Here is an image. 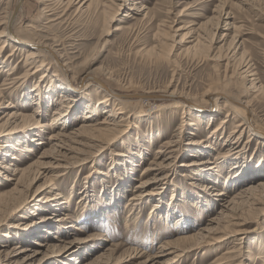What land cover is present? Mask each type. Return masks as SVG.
Segmentation results:
<instances>
[{"label": "rangeland", "instance_id": "rangeland-1", "mask_svg": "<svg viewBox=\"0 0 264 264\" xmlns=\"http://www.w3.org/2000/svg\"><path fill=\"white\" fill-rule=\"evenodd\" d=\"M84 1H74L67 15L48 16L42 11L48 3L58 12L65 1L0 0V18L7 7L12 8L13 32L20 38L59 46L70 77L84 92L78 114L67 120L66 133L84 121L79 113L88 103L99 106L92 123L116 108L113 104L101 108L103 98L96 91L100 85L91 83L84 89L82 77L90 72L116 95L168 89L198 106H173L161 94L144 101L128 98L130 103L121 110L123 122L115 126L110 117L106 132L80 138L71 153L56 156L65 167L30 166L16 193L4 196L0 204V264H143L162 242L196 235L210 220L221 217L224 208L213 195L215 188L227 192L229 201L250 185L264 183V144L251 137L248 128L238 130L242 137L236 141L231 132L238 118L221 128L226 111L208 108L205 100L216 92L247 105L248 121L264 132V0H90L89 10L75 12ZM10 50L4 47L0 56L7 61L0 70V88L8 83L2 103L11 106L1 105L0 114H31L37 106L34 88L39 85L53 94L39 112L48 125L65 81L54 77L52 82L44 72L25 79V54L17 51L8 59ZM248 67L251 73L239 74ZM52 74L51 69L48 75ZM260 86L263 91L256 92ZM223 103L219 101L221 108ZM209 114H216L214 121L206 118ZM120 118L116 115L115 122ZM51 127L41 132L45 138L62 129L60 123ZM8 132L0 135V141L15 144L16 135ZM38 141L26 143L33 152L28 156L17 152L19 162L13 163L23 168L35 161L54 163L50 157L40 158L50 145H37ZM160 149L165 153L159 158ZM162 160L169 165L157 171L154 164ZM194 160L204 165L190 167ZM239 164H246L240 174L234 169ZM141 182L145 185L138 188ZM14 184L0 175V193ZM137 190H145L147 197L130 203L131 192ZM54 194L60 200L49 208L45 198ZM262 200L261 210L259 205L237 207L236 214L246 218L239 235L226 231L228 237L219 242L210 241L212 233L207 239L197 237L181 243L186 247L182 257L163 255L159 261L215 264L223 250L237 243L238 256L232 264H264ZM47 217L63 221L38 225ZM17 246L30 250L25 255L33 257L17 255ZM134 249L137 254L128 251Z\"/></svg>", "mask_w": 264, "mask_h": 264}, {"label": "bare ground", "instance_id": "bare-ground-1", "mask_svg": "<svg viewBox=\"0 0 264 264\" xmlns=\"http://www.w3.org/2000/svg\"><path fill=\"white\" fill-rule=\"evenodd\" d=\"M59 1H63V2L65 1L63 3L64 5H62L63 6L62 11L55 12V10L51 8V3H48L45 9L42 10L43 14L44 13L48 14V16L52 14H55V15L61 14L62 16L67 15V13L70 11L69 8L70 7L73 8L74 1L76 0H59ZM78 3L79 2H77L76 4ZM91 5H92V1L85 0L82 4H80L75 9V12H82L84 10H89ZM140 8H142V10L147 9V7H145L144 5H141ZM15 15L16 14L13 13L12 8L7 7L4 12V15L0 18V27H2L0 31V56H1V53L4 47L8 46L11 48L10 53L7 56L8 59L13 57L17 51L25 54L24 64L27 67L25 69V73L22 75L23 77H25V79L33 78L38 73L44 72L43 76L46 75L50 79V81L55 82L57 77H59L62 80H64L65 83H62L59 86L60 89H63L62 90L63 92L60 98L61 101L58 104L57 108H55L53 110V113L50 115L51 122L50 123L48 122V125H46V123H42V120L44 119V117L43 115H40V113L42 112L40 108H42V105L44 104L45 101L49 103V100L50 99L52 100L53 94H51L50 90L42 91L39 85H36L34 88L35 97H36L35 103L38 107L35 106L31 114L30 113L29 114L20 113L19 111L0 114V135H5L6 132L9 130L10 132L8 133L11 135L13 134L16 135V139H17V141H15L16 142L15 144H9L10 142L0 141V175L3 177V179L7 180L8 182L15 181L13 188L0 193V204L3 202L2 198L4 196L9 195L16 190L17 185L20 184L23 176H25V173L27 172L30 166L36 164L39 166V168L50 167V165H55L54 167L52 166L53 168L65 167V165H62V163H60V161L57 160L56 156L63 157L71 153L72 152L71 146H74L75 144L79 145L80 143L78 140L80 138H83V137L88 138L90 137L89 135L94 136L96 134H100L101 132H106L109 129L107 125L109 123L108 119L110 117L113 118V124L115 126H117L119 122H123L125 117L122 118V116L124 115L121 112V110L122 111L124 110L123 109L124 105L130 103L128 101V98H135L137 100L144 101L145 99H149L152 97L155 98L157 96L156 94H161L163 97L170 98V103L173 106L174 105H177V106L182 105L183 107L186 105L198 106L196 104H193L191 102L192 100L183 96L182 94H178L176 91L170 92L168 91V89L158 90V91H147L143 93L142 95H131L132 97L129 96L128 94H119V95L117 94L116 95L115 91L108 88L104 84L99 83L98 81L99 79H97V77H95L94 74L90 72V73L84 74L82 77L83 84L82 83L81 84L83 85L84 89H86V87H88L89 84L91 83L100 85L101 90L99 88H96V91L103 98L101 102L102 103L101 108L108 109V107L111 106L112 104L116 108L114 110L106 111V112H109L107 118H104L103 120L92 123L93 116H95V112L97 111L96 109L99 108V106L88 103L86 108L81 113H79V115H83L84 121H82L80 123V126H78L77 129H75L74 131L66 133L67 132L66 129L68 128V125H66L67 120L71 116L72 113L74 112L77 113L76 111L78 110V107H79V100L83 98L82 94L84 92L78 91V87L75 86L76 81L74 80V77L73 78L70 77V74H69L70 70L68 69V66H66L67 63L63 61L64 58L60 54V49H58L59 46L49 45L48 43L45 42L46 40L44 41L40 40L38 41V43L37 42L30 43V42L24 41L22 38L19 37V34L13 32L12 23H13V19ZM196 42L198 43L199 41H196ZM186 51L188 52L190 51V49H187ZM6 64H7V61L5 59L0 58V70L1 69L4 70L6 68ZM51 69L53 71V74L49 76L48 71ZM249 69L250 67L240 72L239 74L251 73L252 70H249ZM252 76H255V74H253ZM53 78L55 79L54 81L52 80ZM20 79L21 78H19L18 81ZM255 80L257 79H252V82H254ZM6 85H8V83H3L1 85L2 88H0V108H1V105L4 106V103H2V99H3L2 96L4 94L3 92L7 90L6 88H8L6 87ZM254 88L256 89L257 87L254 86ZM258 89L256 90V92L259 91L261 93L263 91L262 90L263 88L261 86ZM205 97H207V99L205 100L208 105V108L214 109L215 111L219 109H223L224 111H226L224 114L225 115L224 118L221 120L219 124L221 128L231 123V120H233V118H238V121L235 122L234 129L231 132V136H236L235 137L236 141H239L240 138L242 137V134H240L238 130L239 129L247 130L248 128L250 132V136L253 138H256L261 144H264V132L255 129L254 126L251 125L250 122L248 121V119H250V116H249L250 111L247 105L242 104L241 102L235 101L233 98H231L228 95L216 93V92L214 94H208ZM220 100L224 102L222 108L219 105ZM139 103H142V102H139ZM9 106H11V104L7 103L5 104L4 107H9ZM116 115L121 116V118L119 119V121H117V123L114 120V117H116ZM214 116H216V114H209L206 118H209V121H214ZM59 123L61 124L62 129L51 133L48 136V138H45L41 134L43 130L48 129L47 127L50 128V126L52 125L51 128H56ZM212 125H213V122L211 126ZM181 128H182V125L180 126V129ZM26 130L30 131L28 132L29 135L28 136L26 135L25 137L23 136L24 138H22L21 135H23L22 133L25 132ZM216 133H217V130L213 131L212 132L213 136ZM10 138L12 137L10 136ZM36 140H39L37 145H45V144L50 145L49 148H47V150L42 149L40 158L43 159V158L50 157L54 163H52L51 161L50 162L35 161L28 167H24V168L13 163V161H16V160H17L16 162H19L18 155L16 154L17 152H20L21 155L23 154V156H25L26 154L32 153L33 149H31L30 145H27L26 143L30 144V142H34ZM192 143H195V142H192ZM198 143H195V144H198ZM164 153L165 152H163L162 149L156 152L157 155L158 154L160 155L159 158ZM7 158H9V160H6ZM164 161L165 160H162L159 163L154 164L156 167H158L157 171L163 170L166 165H169V164L164 165ZM202 165H204V162L202 163V162H197L196 160H194L191 162L190 167H195V166L199 167ZM244 168H246V164H242V165L239 164L237 165V168H234V169H237L240 174V172L241 173L244 172ZM46 179H50V178H46ZM140 184L142 186H137L138 188L143 187L145 185L144 182H141ZM214 191H215V194L213 195L216 197H219V201H221V204H219L221 209L224 208V210L219 211V214H221V217H216L214 220H210V223H208L205 226V228H202V230L199 231L196 235H191L189 237H178L174 241L162 242L159 245L158 250L153 254H149L147 256L146 261L143 262V264H146V263L147 264H164L163 262L161 263L159 261V257L163 255L164 256L169 255V256H173L174 258H180L183 256V253L186 251V247L182 246L181 243L189 241V240H196L197 237H200L201 239H205L206 236L208 238L209 234L212 233V236L210 235L211 238H209L210 241L219 242L228 237L226 231H229L231 233L233 232L235 236L239 235V233L243 231V229H241V226L245 223L246 218H244L245 215L243 213L242 214L244 216L243 215L239 216V214L238 215L236 214L237 207L241 205L250 206V207L259 205V208L257 209L261 210V207H262L261 202H263L262 199L264 198V183H261L257 186L250 185V187L247 190L238 192L236 196L232 199H229V201H226L227 192L226 193L220 192L216 190V188ZM131 193H133V195L129 200L130 203L131 201L134 203L142 201L148 195V193H146L145 190L143 191L137 190ZM151 193L152 192H150L149 194ZM154 194H158V193L156 192ZM54 196L56 197L45 198L44 202L47 203V205L49 204L48 205L49 208L56 207L57 205L55 202L57 201L55 200H60V195L54 194ZM229 206H231L230 209H228ZM156 207H157V204L153 203L151 212L152 211L155 212L157 209ZM251 210H253V208ZM254 210H256V208ZM59 221H63V219L57 220L55 219V217L53 218L47 217L41 220V222L38 225H41V226L42 225H45V226L53 225L54 223L59 222ZM44 229H40L39 234H42ZM202 232H206V234L203 235ZM26 234L35 236L33 232H27ZM234 240L237 241L236 238ZM240 240L241 239H239V241ZM237 246H239V244L235 243L234 246L232 245L231 247H228L225 250H223L221 252V255L215 259L214 261L215 264H224V263L232 264L231 262L234 261L238 256L237 254L238 250H236ZM14 249L19 250L17 255L18 254L23 255L25 256L24 258L26 259H30L31 257H33L32 255H25L27 251H30L28 249H23L18 246L15 247ZM128 251L129 252L134 251L135 254L138 253V250L136 249L128 250ZM131 253L133 254V252ZM32 254L34 255L37 253L33 252ZM253 263L254 261L252 262V264ZM234 264H242V263L236 262Z\"/></svg>", "mask_w": 264, "mask_h": 264}, {"label": "water", "instance_id": "water-1", "mask_svg": "<svg viewBox=\"0 0 264 264\" xmlns=\"http://www.w3.org/2000/svg\"><path fill=\"white\" fill-rule=\"evenodd\" d=\"M132 97V96H131Z\"/></svg>", "mask_w": 264, "mask_h": 264}]
</instances>
